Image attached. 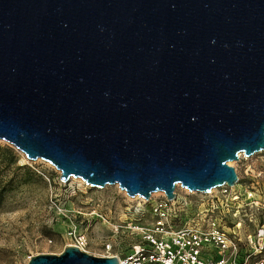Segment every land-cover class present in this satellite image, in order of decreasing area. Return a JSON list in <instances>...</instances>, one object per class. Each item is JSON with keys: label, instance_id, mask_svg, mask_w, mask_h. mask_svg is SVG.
Listing matches in <instances>:
<instances>
[{"label": "water", "instance_id": "95a60500", "mask_svg": "<svg viewBox=\"0 0 264 264\" xmlns=\"http://www.w3.org/2000/svg\"><path fill=\"white\" fill-rule=\"evenodd\" d=\"M0 139L128 196L233 186L264 150V0H0Z\"/></svg>", "mask_w": 264, "mask_h": 264}, {"label": "rangeland", "instance_id": "374dc122", "mask_svg": "<svg viewBox=\"0 0 264 264\" xmlns=\"http://www.w3.org/2000/svg\"><path fill=\"white\" fill-rule=\"evenodd\" d=\"M0 146L10 147L16 156V162H10L11 155L0 151V180L8 189L0 202V264H26L32 255L59 254L66 245H73L74 234L84 235L82 250L97 257L123 256L129 250L136 236L115 232L114 226L134 217L126 213L125 206L136 199H128L117 184L98 188L72 177L61 182L59 171L49 162L28 160L1 139ZM229 165L238 177L230 191L238 199L211 212L208 208L214 199L209 192L187 193L188 189L176 184L175 196L187 203L176 223L203 226L214 219L230 238L236 237L238 256L252 253V261H264V150L250 156L241 153ZM151 195L155 198L163 193ZM261 229L263 248L256 252L247 244L246 235L257 237Z\"/></svg>", "mask_w": 264, "mask_h": 264}, {"label": "built area", "instance_id": "2783aa9c", "mask_svg": "<svg viewBox=\"0 0 264 264\" xmlns=\"http://www.w3.org/2000/svg\"><path fill=\"white\" fill-rule=\"evenodd\" d=\"M231 187L222 185L210 191L214 202L208 210L212 212L219 205L227 206L237 200L238 194H231ZM135 199L125 206L126 213L134 214V217L114 226L115 232L125 231L136 236L123 256L107 255H116L118 264H264L263 259L252 261V253L238 256L240 247L236 237L230 238L214 219L203 226L187 222L177 224L186 201L176 196L169 200L164 194ZM239 224L237 222L233 228H238ZM258 232L257 237L246 235L247 244L255 247L256 252L263 248V229ZM85 243L84 235H73L74 246L82 250ZM106 248L109 249L110 245L106 244Z\"/></svg>", "mask_w": 264, "mask_h": 264}, {"label": "trees", "instance_id": "16d2710c", "mask_svg": "<svg viewBox=\"0 0 264 264\" xmlns=\"http://www.w3.org/2000/svg\"><path fill=\"white\" fill-rule=\"evenodd\" d=\"M0 151L5 152L6 154L11 155V159L10 162H16V156L14 155L13 150L10 147L4 146L1 147L0 146ZM21 167L25 168L28 170V167L25 165H22ZM8 189L5 187L4 183L1 182L0 180V202L2 200L3 194L7 191Z\"/></svg>", "mask_w": 264, "mask_h": 264}, {"label": "bare ground", "instance_id": "6f19581e", "mask_svg": "<svg viewBox=\"0 0 264 264\" xmlns=\"http://www.w3.org/2000/svg\"><path fill=\"white\" fill-rule=\"evenodd\" d=\"M241 153L242 152H240L239 153V155H241ZM72 179H75V180H78V181H80V182H82V183H85L81 178H79V177H72ZM215 188H212L211 189V191L212 190H214ZM186 190V189H185ZM186 192L187 193H194V191H190V190H186ZM163 192H161V191H156V192H153V194H162ZM127 196V198L128 199H130V200H132V199H135V198H139L140 196H138V195H135V196H128V195H126Z\"/></svg>", "mask_w": 264, "mask_h": 264}]
</instances>
